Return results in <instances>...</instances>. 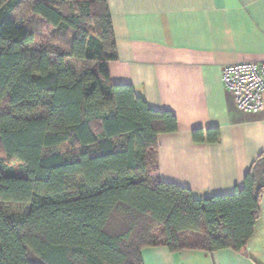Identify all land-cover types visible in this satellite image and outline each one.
I'll return each mask as SVG.
<instances>
[{
	"label": "trees",
	"instance_id": "trees-1",
	"mask_svg": "<svg viewBox=\"0 0 264 264\" xmlns=\"http://www.w3.org/2000/svg\"><path fill=\"white\" fill-rule=\"evenodd\" d=\"M115 59L107 0H0V264H143L146 247L239 252L252 237L264 151L229 194L159 180L176 116L113 84Z\"/></svg>",
	"mask_w": 264,
	"mask_h": 264
},
{
	"label": "crops",
	"instance_id": "crops-1",
	"mask_svg": "<svg viewBox=\"0 0 264 264\" xmlns=\"http://www.w3.org/2000/svg\"><path fill=\"white\" fill-rule=\"evenodd\" d=\"M116 45L113 84L130 85L152 109L172 112L178 130L157 138V178L194 197L242 188L264 151V108L237 109L222 68L264 61V0H107ZM264 100V93H263ZM218 128L215 143H195L193 129ZM260 216L237 252L143 248V264H264V191Z\"/></svg>",
	"mask_w": 264,
	"mask_h": 264
},
{
	"label": "built area",
	"instance_id": "built-area-1",
	"mask_svg": "<svg viewBox=\"0 0 264 264\" xmlns=\"http://www.w3.org/2000/svg\"><path fill=\"white\" fill-rule=\"evenodd\" d=\"M224 89L233 95L238 110L260 113L264 108V61H242L222 68Z\"/></svg>",
	"mask_w": 264,
	"mask_h": 264
},
{
	"label": "rangeland",
	"instance_id": "rangeland-1",
	"mask_svg": "<svg viewBox=\"0 0 264 264\" xmlns=\"http://www.w3.org/2000/svg\"><path fill=\"white\" fill-rule=\"evenodd\" d=\"M74 1H80V0H74ZM51 32H52V30H50L49 28H46V27L43 28L42 32H40L38 34V36H39L38 37V41L40 43H45L48 40V38L50 37ZM27 208L28 207L26 205L16 204L13 207L9 208L7 210V212L8 213H12V214H14V213H20V212L26 211Z\"/></svg>",
	"mask_w": 264,
	"mask_h": 264
}]
</instances>
